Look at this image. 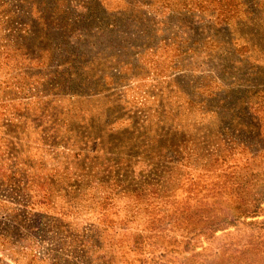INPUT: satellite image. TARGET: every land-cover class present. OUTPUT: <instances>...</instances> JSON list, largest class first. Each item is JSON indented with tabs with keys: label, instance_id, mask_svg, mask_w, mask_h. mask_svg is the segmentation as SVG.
Listing matches in <instances>:
<instances>
[{
	"label": "rangeland",
	"instance_id": "obj_1",
	"mask_svg": "<svg viewBox=\"0 0 264 264\" xmlns=\"http://www.w3.org/2000/svg\"><path fill=\"white\" fill-rule=\"evenodd\" d=\"M0 264H264V0H0Z\"/></svg>",
	"mask_w": 264,
	"mask_h": 264
}]
</instances>
